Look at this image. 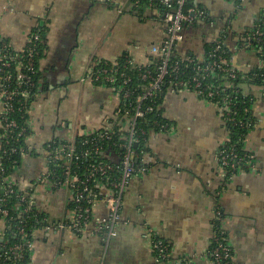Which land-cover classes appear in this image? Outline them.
Returning <instances> with one entry per match:
<instances>
[{"label": "crops", "instance_id": "0c3cea01", "mask_svg": "<svg viewBox=\"0 0 264 264\" xmlns=\"http://www.w3.org/2000/svg\"><path fill=\"white\" fill-rule=\"evenodd\" d=\"M190 1L200 10L178 44L182 59L203 61L207 46L223 42L236 70L263 66L257 50L245 48L242 40L264 21V0ZM165 20L160 7L138 0H0V41L14 50H24L37 27L48 28L38 93L29 109L26 143L33 154H26L9 177L52 226L35 233L28 264H173L184 257L191 264H214L208 251L217 211L223 214L232 264H264V87L256 85L242 86L253 98L254 125L244 143L254 156L250 166L227 179L218 160L230 140L221 110L192 91L170 90L163 107L173 128L151 133L141 163L148 171L131 179L115 236L98 230L108 213L101 196L95 198L84 235L60 225L71 220V193L46 178V145L58 143L62 149L79 136L114 125L120 95L87 75L94 62H116L125 54L140 66L159 59ZM2 114L0 101V148ZM98 190L102 195L104 189ZM4 230L0 217V240ZM154 235L169 246L167 261H157Z\"/></svg>", "mask_w": 264, "mask_h": 264}, {"label": "built area", "instance_id": "2783aa9c", "mask_svg": "<svg viewBox=\"0 0 264 264\" xmlns=\"http://www.w3.org/2000/svg\"><path fill=\"white\" fill-rule=\"evenodd\" d=\"M162 4L167 7H171L172 4L177 5V10L175 12H170L165 15V21L167 23V31L166 37L163 42L161 51H160V61L156 70V74L152 75L147 72L143 76V80H150L149 86L143 87V93L137 96V100L134 105V100H132V96L134 92L126 87L130 78L126 77L124 73H119V68H117L118 64H112L111 67L105 65L104 67L100 66L101 63H97L96 68H100L96 71L93 66L90 69L87 77L94 83L102 81L105 84H110L112 89H114L121 97L122 102L129 106L130 110L126 109V105L122 109V117L119 119L116 116V120H119L120 129L119 131H113V126H106L98 135L100 140H112L114 135H123L126 140L125 144L121 145V148L124 150L123 156L120 159V156L117 155L116 161L113 162L119 163V167L114 168L111 164L98 162L90 164L88 167L89 172L87 174V179L82 180L76 171L74 173L71 170V167H67L63 172L64 180L62 181L60 177L56 176L52 171H48L46 178L49 180L56 179L58 182H54L58 185H66L69 188L71 193L70 201L74 204V210L71 211V220L66 225L60 224L62 227H68L74 234L79 236L84 235L86 227L88 226L92 214H93V205L96 198V194L93 191V187L89 185L88 182L94 181L96 183V187L103 188L104 192L101 195V199L107 206V217L100 220L98 224V230L104 232L108 238L115 236L116 229L118 225L122 221V206H123V198L125 191L131 181V179L138 175L144 174L148 171L146 167H134L133 162L138 160L139 154L136 149L139 147V136H137V131L135 128V123L138 118H142L145 115V110L142 109L141 104L143 101L150 99L157 95V93L161 90V85L165 78L169 75L172 70H176V67L170 66V60L173 58L174 54L177 52L178 44L183 39V32L186 26L194 24L196 21V13L195 15L184 13V6L187 0H160ZM263 32L259 29H255L252 32L248 33L244 36L242 42L245 48H253L254 43L261 42V38L263 37ZM32 40H39V35L34 34L33 32L30 35L29 42ZM28 42V43H29ZM216 46L209 54V57L206 60H203L206 65L204 68H198V71L201 73L198 76L202 79L206 77H215L216 70L221 69L222 71L227 73V78L230 80H234L238 77V73L236 70L222 55L223 45L221 42H216ZM0 101L3 109L2 114V129L6 131V133L1 136V148L2 140L7 138V130H14L18 127L15 121H9L5 119V115L14 111L13 101L23 97L25 99L30 98L31 93L29 91H24V89H20L21 86H33L32 75L35 73V62H34V50H22L20 55L18 56H10L7 53L8 44L6 42L0 41ZM257 50L258 54L261 53L260 49ZM15 51V50H14ZM261 60V59H260ZM13 63H15L16 73L12 74L11 70L14 67ZM133 63V62H131ZM134 64V63H133ZM26 71V73L23 72ZM120 75V76H119ZM199 77H195L192 84L186 85L180 90H189L192 91L195 89L194 93H196L199 97L204 96L203 98L207 101H211L215 93L213 91H209L205 93L201 90V83L198 80ZM123 80V83L121 80ZM14 81V82H12ZM122 84H120V83ZM12 83H16V87L12 88ZM227 87H230L229 83H226ZM172 91H178L176 89H172ZM139 104V105H138ZM217 106V105H216ZM24 108L26 106L23 105ZM221 110V114L224 118V122H231L232 124L240 123L241 126H244L245 120L237 121L234 117H229L227 119V115H231V110L223 104V106H218ZM30 109V108H29ZM150 110V109H148ZM29 113V111H28ZM235 115V114H234ZM227 119V120H226ZM6 122L4 123V121ZM246 124V123H245ZM254 123L249 121V127L253 126ZM228 128V127H227ZM229 130V129H228ZM25 131V130H24ZM229 132H231L229 130ZM11 134V133H10ZM88 142H86L87 144ZM93 144V143H92ZM0 148V150H1ZM64 148L61 149L60 152H63ZM230 151V153H229ZM61 155L57 152H51L48 159V164L57 161ZM66 157L73 159V153L70 149L69 152L65 155ZM94 156H103L105 157V153H103V146L101 144H93L92 148H88L86 151L81 153L80 155L74 157L76 160L84 159V158H92ZM238 158L237 154L234 150L228 149L225 144L219 152L218 160L220 164V168L222 172L224 171L227 174V170L229 172H238L239 170H243L250 166L254 161L253 155H247V158ZM1 160V158H0ZM228 167L227 170L225 168ZM111 172H117L119 174L118 177H112ZM4 174V169H0V175ZM234 174V173H233ZM52 180V181H53ZM16 186L12 183L9 178H3L0 182V216L4 219L5 224L8 221L9 210L7 209V203L9 200L17 193L15 188ZM21 193V192H20ZM22 203L27 205L25 209L20 213L18 219L17 232L15 233V239L19 238L20 242L14 244L12 247L8 248L5 245L0 248V264H17L20 260L25 257V249H33V241L28 239V234L26 233L25 219L22 218L24 213H29L31 211L29 205L33 200L30 196L25 195L23 193L17 195ZM92 197L94 199H92ZM216 223H221L222 213L217 211L216 213ZM17 220V219H16ZM46 222L45 229L49 231L52 226L47 224V219L42 221ZM11 227V226H10ZM226 230L220 227H215L214 239L212 242L215 244L214 249L208 251V256L213 260L214 264H231L232 254L230 249L225 246L226 242ZM35 235V234H34ZM153 252L154 255L159 262L167 261L170 255L169 246L165 243L157 235H154L153 241ZM173 264H191L190 260L187 258H181L175 261Z\"/></svg>", "mask_w": 264, "mask_h": 264}, {"label": "trees", "instance_id": "16d2710c", "mask_svg": "<svg viewBox=\"0 0 264 264\" xmlns=\"http://www.w3.org/2000/svg\"><path fill=\"white\" fill-rule=\"evenodd\" d=\"M139 4H154L160 7V9L163 11V14L166 15L170 12H175L177 10V5L172 4L171 7H167L164 4L160 2V0H138ZM184 13L191 14L192 12L198 13L200 9L195 8L190 0H187L185 6H184ZM197 22V20L195 21ZM194 22V23H195ZM187 27V26H186ZM259 29L264 34V21H259L254 29L250 32L253 33L254 30ZM47 32L48 28L46 26H40L34 29L33 33L36 35H39V40H32L29 42L25 48L26 53L28 50L33 49L34 50V62H35V73L32 75V81L33 86H21L20 89H24V91H29L31 93L30 98L25 99L23 97H20L19 99H16L13 101V107L14 111L5 115V119H8L9 121H15L18 125V127L12 131L7 130V138L2 140V148L0 150V169H4V174L0 175V182L3 180V178H9L10 175L14 172L17 166H19L24 158V156L28 153L33 154V152H30L27 143L26 138L30 135L31 131L28 125L29 120V108L34 101L37 93H38V85H39V79H40V70H39V64L40 60L43 58L46 46H47ZM249 32V33H250ZM8 44V42H6ZM217 43L211 44L207 46L206 51V58L209 57V54L214 49ZM223 45L222 49V55L227 58V60L230 63V54L223 42H221ZM1 46V45H0ZM8 46H10L8 44ZM254 49H260L261 53L259 54V58L263 62L262 67H258L256 69H253L250 72L244 73L237 71L238 77L234 80H230L227 78V73L222 71L221 69L216 70V76L215 77H206L204 79L200 78L198 76V68H204L206 63L204 61H198L195 57H188L186 60L182 59L177 52L174 54L173 58L170 60V66L176 67V70H172L169 75L165 78L161 85V90L157 93L156 96L147 99L143 101L141 104V107L143 110L147 111L145 112V115L142 118H138L135 123V128L137 131V136H139V147L136 149V151L139 154L138 162H133L134 167H140L142 163V159L149 151L148 142L150 139V135L152 132L155 133H164L168 132L173 128V124L168 121L164 117V99L168 92L172 89L180 90L183 89L184 86L192 84L195 77H199V81L201 83V90H203L205 93H208L209 91H213L215 93L214 98L209 101L217 106H227L231 110V115H227V119L230 120L229 117L236 118L237 121H243L245 120L244 126H241L240 123L238 124H232L231 122L227 123L228 129L230 132V140L226 144L228 149H233L234 152L237 154L238 160L239 158H247V155H251L249 152L245 150V139L248 135V132L252 129L253 126L249 127L247 126L249 121L252 120L254 123V119L251 114V106L253 104V98L250 96H246L243 93L242 86L244 84L249 85H256L264 87V35L261 38V42L254 43L253 46ZM7 53L10 56H18L23 52L14 51V49L10 46L8 47ZM160 58L156 59L154 62L147 66H140L136 65L132 58L125 54L120 59H118L115 63L118 64L117 68H119V73H124L126 77L130 78V81L126 85L128 89H130L132 92H134L132 96V100H134V105H137L136 100L137 96L141 95L143 93V87L149 86L150 80H143V76L149 72L152 75L156 74V70L159 64ZM99 61L94 62L93 68H96V65ZM133 62V63H131ZM100 66L104 67L105 65L111 67L112 64H115L114 62L109 61H100ZM231 64V63H230ZM14 67L12 68L11 72L13 75L16 73L15 69V63H13ZM100 68H96V71ZM24 73H26L25 70H23ZM28 74V73H26ZM199 74H201L199 72ZM120 76V75H119ZM121 80V79H120ZM14 82V81H12ZM123 83V80H121ZM120 83V82H119ZM120 83V84H122ZM226 83H229L230 87L226 86ZM97 85H106L110 88V84H105L102 81L96 82ZM16 87V83H12V88ZM195 89L193 88L192 91ZM204 96H201V99ZM205 100V99H204ZM26 106V108L23 107ZM126 104L122 102L116 116L120 119L122 117V109L124 108ZM139 105V104H138ZM126 109L130 110L129 106L126 105ZM150 109V110H148ZM235 114V115H234ZM226 119V120H227ZM6 120L4 121V123ZM120 124L119 120H116L114 123L113 131H119ZM25 130V131H24ZM101 131H96L93 134L89 135H82L75 139V141L71 143H65V148L63 152L61 151L60 145L58 143H51L49 145H46L48 148L47 150H50L51 152H57L61 156L57 161H54L53 163H50L48 165L49 170L56 174V176L60 177L61 180H64L63 172L66 170L67 167H71L72 172L76 171L78 173V176L82 180L87 179L88 167L90 164L103 162L107 164H111L114 168L119 167V163L113 162L111 158H108L107 155L115 154L121 157L123 156L124 150L121 148L122 144H125L126 140L123 135H114L112 140H100L98 137L99 133ZM6 133L4 129L1 130V136L2 134ZM11 133V134H10ZM86 142H88L86 144ZM102 144L103 146V153H105V157L103 156H94L90 158H84L76 160V156L80 155L84 151H86L88 148H92L93 144ZM71 149L73 153V159H70L66 157L65 155L67 152H69ZM222 149V148H221ZM220 149V150H221ZM220 152V151H219ZM230 153V151H229ZM36 155V154H35ZM228 167L225 168L227 170ZM117 172H111L112 177H118L119 174H116ZM236 172H229L227 170L226 178L229 179L231 176H233ZM53 180V179H52ZM53 182H58L56 179L53 180ZM90 186H92L94 193L97 196H101L99 188L96 187V183L94 181L88 182ZM62 185V184H61ZM17 192L19 194L20 191L15 187ZM1 193V191H0ZM15 194L7 203V209L9 210V217L8 221L5 224V230L3 239L0 240V248L1 246H6L8 248L12 247L14 244L19 243V238L15 239V233L17 232V226L20 219H18V216L20 213L27 207L24 203H22L19 199V197ZM92 199H94L92 197ZM31 211L29 213H24L22 215V218L25 219V226L24 229L26 233L28 234V239L33 241L34 234L40 230L41 228H44L46 225V222L43 223L42 221L46 219L47 217L43 214H40L35 206L30 203L29 205ZM70 210H74V204L70 202ZM1 217V216H0ZM223 217V214H222ZM2 218V217H1ZM17 219V220H16ZM11 226V227H10ZM221 227V223L215 222V227ZM226 242L225 246L230 249V252L232 254L231 264L233 260V252L231 247L228 244V234L226 233ZM215 244L213 243L212 247L209 250L214 249ZM25 257L24 259L17 262V264H28L30 261V257L32 254V250L29 248L25 249Z\"/></svg>", "mask_w": 264, "mask_h": 264}, {"label": "water", "instance_id": "95a60500", "mask_svg": "<svg viewBox=\"0 0 264 264\" xmlns=\"http://www.w3.org/2000/svg\"><path fill=\"white\" fill-rule=\"evenodd\" d=\"M192 15H195V13L194 12H192ZM137 162H138V160H136Z\"/></svg>", "mask_w": 264, "mask_h": 264}]
</instances>
